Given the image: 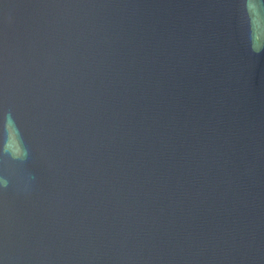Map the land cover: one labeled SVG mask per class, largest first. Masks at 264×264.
<instances>
[{
    "label": "water",
    "instance_id": "1",
    "mask_svg": "<svg viewBox=\"0 0 264 264\" xmlns=\"http://www.w3.org/2000/svg\"><path fill=\"white\" fill-rule=\"evenodd\" d=\"M0 264H264V0H0Z\"/></svg>",
    "mask_w": 264,
    "mask_h": 264
}]
</instances>
